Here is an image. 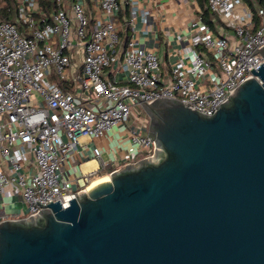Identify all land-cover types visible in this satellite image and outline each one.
Segmentation results:
<instances>
[{"label": "built area", "instance_id": "1", "mask_svg": "<svg viewBox=\"0 0 264 264\" xmlns=\"http://www.w3.org/2000/svg\"><path fill=\"white\" fill-rule=\"evenodd\" d=\"M126 3L129 18L123 22L118 0H98L93 16L84 0H56V9L39 22L34 10L22 7L16 25L0 20V166L7 167L0 170V223L28 219L46 208L36 202L46 206L59 201L66 209L75 194L87 191L94 174L68 178L64 170L78 153L81 137L96 139L126 126L134 154L153 157L149 118L136 98L146 104L158 98L178 100L211 116L253 77L251 69L264 66L259 54L246 55L264 45V5L253 1L260 24L251 31V11L242 8L234 15L241 0H208L234 40L216 36L199 17L187 38L204 52L182 57L177 51L178 59L162 71L158 57L137 38V23L148 35L147 12L136 0ZM125 25L131 33L122 44L118 34ZM58 82L71 84V90ZM6 188L25 205L22 218L4 212Z\"/></svg>", "mask_w": 264, "mask_h": 264}, {"label": "water", "instance_id": "2", "mask_svg": "<svg viewBox=\"0 0 264 264\" xmlns=\"http://www.w3.org/2000/svg\"><path fill=\"white\" fill-rule=\"evenodd\" d=\"M250 71L211 116L135 97L153 157L66 209L36 202L46 208L1 222L0 264H264V66Z\"/></svg>", "mask_w": 264, "mask_h": 264}, {"label": "crops", "instance_id": "3", "mask_svg": "<svg viewBox=\"0 0 264 264\" xmlns=\"http://www.w3.org/2000/svg\"><path fill=\"white\" fill-rule=\"evenodd\" d=\"M136 1L137 7L148 14L146 22L148 35L143 34L145 26L137 23V38L145 45L147 50L158 57L162 71L168 70L170 65L178 59L175 54L177 51L180 52L182 57H187L193 51L199 53L201 46L191 45L187 38L191 24L200 17V8L196 0ZM97 3L98 0H84L86 11L89 14L91 13L92 16L98 13ZM28 8L34 10V12L37 11V0ZM242 8L251 11L243 3L241 6L236 7L234 15L240 14ZM252 9L254 10L253 4ZM223 24L224 26L222 27L215 22L213 30H211L212 33L216 36L227 35L233 41L231 28L226 22ZM127 128L126 126L114 127L103 137L96 139L81 137L79 139L78 153H73L67 164H65L66 177L73 178L80 174H94L95 177L101 171L109 175L112 171L121 169L122 166L134 164L137 154H134L135 147L128 140L129 132ZM0 170L7 171V167L1 165ZM11 190L10 188L5 190L3 198L5 203L4 212L10 216L22 218L25 205L18 196H14Z\"/></svg>", "mask_w": 264, "mask_h": 264}, {"label": "trees", "instance_id": "4", "mask_svg": "<svg viewBox=\"0 0 264 264\" xmlns=\"http://www.w3.org/2000/svg\"><path fill=\"white\" fill-rule=\"evenodd\" d=\"M65 3H68L69 0H64ZM88 1V0H85ZM127 0H118L119 4H121L119 9V19L121 22L124 20H128L129 18V6L126 3ZM198 6L200 8V19L202 23L207 25L211 30H213V24L217 22L222 27L224 26L223 19L214 12H212L208 5V0H196ZM253 1L258 5H264V0H241L242 4L244 3L251 9L252 12V23L253 30L257 28L260 24V19L257 16L256 12L252 9ZM30 0H27L24 3H21L20 0H0V20H3L11 25H16L17 20L19 19L20 8L27 9L30 6ZM38 9L37 11L32 13L33 18L39 22L42 17H48L49 15L56 9V0H37ZM223 22V23H222ZM23 24L20 22L18 28L21 29ZM130 28L128 26H124V31L118 34L120 42L122 44L127 43L130 36ZM204 51L202 47L199 49V53L202 54ZM59 86L64 89L71 90V84L65 82H58Z\"/></svg>", "mask_w": 264, "mask_h": 264}, {"label": "rangeland", "instance_id": "5", "mask_svg": "<svg viewBox=\"0 0 264 264\" xmlns=\"http://www.w3.org/2000/svg\"><path fill=\"white\" fill-rule=\"evenodd\" d=\"M30 5H31V4H30ZM143 157H144V153L139 152V153L135 156V160H134V162L137 163L138 161L142 160ZM104 176H108V174L105 173V172H102V171L99 172V173L97 174V176L94 177V179H93L94 181H93V182H95L96 180H98L99 178L104 177Z\"/></svg>", "mask_w": 264, "mask_h": 264}, {"label": "bare ground", "instance_id": "6", "mask_svg": "<svg viewBox=\"0 0 264 264\" xmlns=\"http://www.w3.org/2000/svg\"><path fill=\"white\" fill-rule=\"evenodd\" d=\"M107 179H108V177L105 176L104 178H100V179L96 180L95 182L92 181V183H91V185L88 187V189H89L90 187H93L94 185H96V184L99 183V182L106 181Z\"/></svg>", "mask_w": 264, "mask_h": 264}]
</instances>
